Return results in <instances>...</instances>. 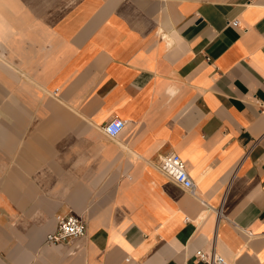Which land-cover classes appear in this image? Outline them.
I'll list each match as a JSON object with an SVG mask.
<instances>
[{
	"label": "crops",
	"instance_id": "0c3cea01",
	"mask_svg": "<svg viewBox=\"0 0 264 264\" xmlns=\"http://www.w3.org/2000/svg\"><path fill=\"white\" fill-rule=\"evenodd\" d=\"M69 214L85 235L47 243ZM200 251L264 264V0H0V264Z\"/></svg>",
	"mask_w": 264,
	"mask_h": 264
},
{
	"label": "built area",
	"instance_id": "2783aa9c",
	"mask_svg": "<svg viewBox=\"0 0 264 264\" xmlns=\"http://www.w3.org/2000/svg\"><path fill=\"white\" fill-rule=\"evenodd\" d=\"M231 27H239V22L233 20L228 23ZM125 122L114 118L108 121L102 128L103 134L109 139H115L124 129ZM157 169L168 177L173 183L180 186L191 195L196 193V184L190 177L185 164L175 153H169L161 156L156 164ZM85 222L77 215L69 214L64 217L56 218V229L46 236V242L49 244H67L69 241L81 238L85 235ZM200 261L207 264H227L225 259L215 253L210 255L203 251L197 253Z\"/></svg>",
	"mask_w": 264,
	"mask_h": 264
}]
</instances>
